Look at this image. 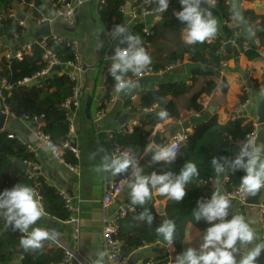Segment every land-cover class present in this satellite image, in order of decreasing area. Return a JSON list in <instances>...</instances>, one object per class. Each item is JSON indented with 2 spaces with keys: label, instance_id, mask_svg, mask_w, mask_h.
Wrapping results in <instances>:
<instances>
[{
  "label": "trees",
  "instance_id": "1",
  "mask_svg": "<svg viewBox=\"0 0 264 264\" xmlns=\"http://www.w3.org/2000/svg\"><path fill=\"white\" fill-rule=\"evenodd\" d=\"M25 11H30V5L34 3L40 6L39 0H23ZM213 4L218 11L223 23L222 35L216 39L198 42L193 45L186 44L182 39V29L186 22H181L175 15L182 10L180 0H170L169 8L161 13V20L152 28V34L145 33L143 22L135 23L127 34L138 36L142 41V46L151 57V62L145 68H151L157 75L165 74L170 66H177L184 62L186 58L194 65L190 76L175 82H162L157 88L143 89L139 94L137 107H132L133 111L140 114L139 125L134 128L132 134L122 135L112 132V143L118 144L134 156L139 164L145 161L147 153L145 147L151 141V136L157 125L163 124L167 120L180 121L181 101L188 96L186 110L189 113L203 115V97L210 96L218 87L214 81H209L199 90H195L196 85L202 77H213L220 72L222 62H239L241 56H245L249 61L260 59L264 53V14L258 15L251 10H241L243 19L248 23L250 30L254 31V39L258 44H254L252 39L243 37L242 28L229 26L234 14L230 5V0H207ZM127 0H104L99 8L100 17L107 31L115 28L116 25H125L130 21V14L125 13ZM0 8L8 10L11 8V0H0ZM137 13L143 10L156 11V1L137 0L135 4ZM37 18V13L34 19ZM3 37L7 41L23 37L25 29L16 20H6L0 25ZM235 40L230 54L222 52L224 42ZM123 37L116 43V47H126L127 42ZM69 39L54 40L48 38L47 49L52 51L58 60L63 64L75 62V57L70 50ZM244 43H249V48L243 47ZM115 50L113 51V54ZM45 50L38 44L32 45L29 55L25 54L22 60L16 58L6 60L0 59V82L6 81L9 90L2 89L4 101L2 106L8 110L9 114L15 118L28 116L38 118L42 121V132L49 137L50 145L53 149L62 153L65 162L71 166H76L78 159L74 153L63 148L67 140L69 130V111L63 105L72 97L77 83L72 81L66 72L50 71L46 76L36 78L46 68L47 64L43 60ZM138 75L128 72L125 79H136ZM25 80L31 82L25 83ZM31 83V84H30ZM116 81L111 73L105 81L106 102L110 98V93L115 88ZM222 93H227L229 86L225 80L219 85ZM166 100L164 107L159 105ZM248 101L247 92H242L239 96V104ZM157 105L154 116L151 118H141L139 109H149ZM167 110L168 118L160 120L157 113ZM193 131L188 134L187 140L183 143L176 159L171 163H154L153 171L158 174L165 172L179 173L180 169L187 161H192L197 165L199 175L186 186V195L180 202L170 200L167 196H154L147 200L144 205H134L131 199L127 204L134 208L119 220V232L117 238L123 242L122 255L130 256L139 248L159 242L160 235L156 232V227L164 220H172L176 229L174 234L175 250L171 256L162 254L153 259L152 264H175L177 255L181 254L185 240V231L189 224H192L204 234L209 226L207 220L202 218L195 221L193 210L198 207V201L203 194L199 183L202 180H218L221 174H217L211 164L213 157L221 158V162L234 159L237 154L228 152V148H235L242 144L247 135L253 130V126L245 124L243 119H231L225 125L218 122L217 116L208 120L203 119L193 126ZM12 134L4 129L0 130V192L11 189L17 184L32 187L40 196L46 215L61 222L68 221L71 213L66 209L60 192L49 185L46 180L30 171L31 162H36L35 156L30 153L27 146L17 137L9 138ZM23 166H27L25 170ZM224 176L228 178L225 184L227 192H231L240 185V180L245 175L243 169L232 171L227 165ZM131 174V168L125 173ZM165 201V218L158 214L156 202ZM148 209L154 219L149 224L145 219H140L141 213ZM22 234L19 229L7 224L6 218L0 216V264H62L65 253L60 248L51 246L47 239L42 242V246L36 249L25 250L20 245ZM149 262V261H147ZM257 264H264V250L258 257Z\"/></svg>",
  "mask_w": 264,
  "mask_h": 264
},
{
  "label": "crops",
  "instance_id": "2",
  "mask_svg": "<svg viewBox=\"0 0 264 264\" xmlns=\"http://www.w3.org/2000/svg\"><path fill=\"white\" fill-rule=\"evenodd\" d=\"M127 2L131 3L133 7L135 0H127ZM39 3L45 16L53 19V22L50 25L48 24L51 27L52 35L63 39L77 40L79 43L81 71H75V74L81 95L80 106L73 114V123L75 124L73 142L78 150L77 168L71 169L61 155H55L49 146L38 139L35 134L37 124L11 116L3 108L0 100V111L7 113L4 129L14 134L21 142L33 146L36 162L40 168L35 175L42 176L49 185L55 187L59 192L70 195L76 206H78L77 215L80 218V235L78 239L73 237L75 228L71 222H61L51 219L47 215L41 217L32 227H39L50 233L54 232L55 237L63 241L73 251L76 258H81L89 264H112L103 251V209L101 205L105 190L110 182V174L103 170L102 165L105 156L111 157L114 155L113 148L115 144L112 143V132L119 133L131 122L138 121L140 118V114L131 109L132 105H138L139 99L131 105V94L136 93L139 95L143 89L157 88L162 82H175L188 78L191 72H187V66L194 67V65L186 58L183 63L166 72L164 80H162L164 74H160L152 77L158 78L157 82L142 87L138 82H133L134 87L118 92L113 106L106 108L105 81L101 74L100 57L105 50L107 30L99 14L98 0H73L76 13V23L73 28L66 27L58 18H55L56 14L50 0H39ZM209 4L213 6L212 3ZM31 5L35 4L32 3ZM230 5L234 17L229 26L240 25L236 18V12L241 14V10H251L258 15L264 14V0H235L234 2L230 0ZM11 8L21 20H24L25 33L21 38L7 41L3 37L2 28H0V59L7 52H15L44 37L42 31L47 26L39 25L25 11L24 5L19 0H11ZM212 17L217 21V32L212 38L216 39L222 35L223 23L220 16L212 15ZM241 19L243 23L248 25L242 14ZM160 20L161 17L155 18L151 26L153 27ZM137 22L144 23V19L136 20L130 28ZM66 71L72 72V69L67 67ZM240 72L248 74L250 86ZM222 80H225L229 86L227 93H222L219 88ZM209 81H214L218 87L210 96L205 95L203 97V115L189 113L186 110L190 98L188 96L181 101L182 119L180 121L167 120L163 124L157 125L150 142L155 141L156 133H160L162 143L165 144L175 132L184 131L181 124L191 117H202V120H208L217 116L218 122L225 125L232 119L234 110L239 105V96L246 87L248 101L243 105L237 117L243 119L245 124L256 125V142L264 144V125L258 124L259 110L264 103V53L260 59L252 61H249L245 56H241L237 63L230 61L226 71H220L213 77L200 78L195 90L201 89ZM193 126L191 125L186 131L191 133ZM239 145L235 146L238 150L234 153L237 155L240 151ZM141 166L144 168L145 175H150L153 172V162L144 161ZM225 184V176L220 177L206 188L205 192L212 196L214 191H219L228 198ZM158 195L154 192L155 197ZM254 196L257 197L258 203H260L264 198V188ZM130 199V189L126 184L123 192L111 205L109 213H117ZM229 200V216L226 219L230 220L233 215L243 216L257 234V239L247 246L248 248L254 247L261 242L262 222L259 205H245V200L243 202ZM165 206V201H157L155 205L158 214L163 218H165ZM243 206L244 208H242ZM52 226H54L53 230L51 229ZM29 231H31V228ZM202 238L203 233L192 224H189L185 231L183 249L186 250L189 247L199 249ZM166 250L167 246L160 242L145 245L128 256V264H145L147 261H152L156 257L166 254ZM244 251L245 249H241V253ZM239 258L240 254H237V259L239 260Z\"/></svg>",
  "mask_w": 264,
  "mask_h": 264
},
{
  "label": "clouds",
  "instance_id": "3",
  "mask_svg": "<svg viewBox=\"0 0 264 264\" xmlns=\"http://www.w3.org/2000/svg\"><path fill=\"white\" fill-rule=\"evenodd\" d=\"M169 2L170 0H156V11L166 12ZM180 3L182 10L175 15L181 22H186V26L181 30L183 41L193 45L212 39L217 32V21L211 13L203 10L202 0H180ZM117 37H123V41L127 42L126 47L115 49L110 69L116 81L115 89L121 92L135 86L125 79V75L128 72L140 75L150 64L151 57L142 46L140 38L127 34L124 26H115L113 38ZM157 116L160 120H165L169 113L165 109L158 112ZM239 147L240 151L234 159L221 162V158L213 157L211 164L217 174L225 172V165L232 171L243 169L245 175L240 180L239 191L246 196H254L264 188V144H258L255 139L248 138ZM179 148V140L163 145L152 141L145 147V152L147 155L154 152L153 163H171L176 159ZM102 168L113 175L124 173L131 168L127 184L131 203L134 205H144L151 199L153 192L180 202L186 195V186L199 175L197 165L192 161H187L179 173L169 171L158 174L153 171L150 175H145L144 168L137 159L126 151L118 156H105ZM197 203L198 207L192 213L195 221L204 218L209 226L204 231L199 249L187 248L177 255L175 264H257L258 257L264 250V241L252 248L247 247L257 239V234L241 215H233L230 220L226 219L229 216L230 200L219 191H214L207 203L203 200ZM0 215L6 217L9 226H14V229L26 234L20 240V245L25 250L40 248L44 240L55 238L54 232L32 227L46 213L40 197L30 186L17 184L0 192ZM145 218L149 224L153 222L154 217L148 209L141 213L140 219ZM216 220L220 222L213 224L212 222ZM175 229L174 221L168 219L156 227V232L165 241L172 243ZM241 249L245 251L241 253ZM237 254H240L239 260Z\"/></svg>",
  "mask_w": 264,
  "mask_h": 264
},
{
  "label": "built area",
  "instance_id": "4",
  "mask_svg": "<svg viewBox=\"0 0 264 264\" xmlns=\"http://www.w3.org/2000/svg\"><path fill=\"white\" fill-rule=\"evenodd\" d=\"M19 1L21 2V4H23V5L25 4L23 0H19ZM152 1H156V0H147V2H149V3ZM205 1L208 2L207 0H205ZM50 2L52 5V8L56 14L55 18H58L66 27L73 28L75 26V23H76V13H75V6L73 3V0H50ZM136 2H137V0H135V3L131 9L130 21L128 23H126L125 25H123L127 29V31L130 29V26L133 22H135L136 20H139V19H144V17L149 15V14H157V17H161V13H159L157 11L143 10L141 12V14H138L137 9L135 8ZM103 3H104V0H98V9L101 7V5ZM28 13L33 17V19H34L35 14L37 13V18L34 20L39 25H42V26H45L48 24L50 25L53 22V19L45 16L41 6L30 5V11H28ZM6 20H16L19 23V25L22 26L24 29L26 27L24 20H21L19 18V16L17 15V13L12 8H10L8 10L0 8V25L2 23H4ZM151 28H152V26H146L145 25V30H144L145 33L152 34ZM113 31H114V29L106 31L105 50L100 57L101 74H102L104 81L107 80L108 75L110 74L111 65L113 63L112 56L114 55L113 51L115 50L116 43L122 38V37H117L114 39L113 38ZM250 34H251L250 39L253 40L254 44H258V40L254 39V31L253 30L252 31L250 30ZM51 37L54 40H59V41L63 39L61 37H57V36H53V35H51ZM48 38L49 37L44 36V37L40 38L39 40H37L36 42H34L45 50V55L43 57V60L47 64V68L41 74H39L36 78L46 76L57 65H59V66L65 65L66 68L70 67L72 69V72H70V71H64V72H66L68 74V76L70 77V79L72 81L77 83V77H76L75 71H77V72L81 71L78 41L77 40H70V42L68 43L70 50L74 54L75 62L63 64L58 60V58L56 57V55L52 51L47 49ZM34 43L28 44V45L24 46L23 48L15 51V52H7L4 55V58L6 60H10L13 58H16L18 60H22V58L24 57L25 54L29 55L31 53L32 45ZM227 44H230L231 46H233V45H235V40L224 42L222 44V52L223 53L225 52V47ZM243 47L245 49H248L249 43H244ZM228 64H229V62H222L220 71H226L228 69ZM173 68H174V66H170L167 68V71H170ZM155 76H157V74H155L153 72V70L148 67V68H144L142 73L140 75H138L136 79H127V80L133 83V82H137V80L139 78H152ZM250 76H251V74H250ZM28 82H31V81L25 80V83H28ZM3 88L6 90H9V88L6 87V81L0 82V100H1V102L4 101V96L2 93ZM105 90H106V87H105ZM80 91H81L80 88L77 86L73 92L72 97L63 105V107L69 111V121H70L67 140L64 142L63 148L74 153L76 157L78 156V150H77V147L75 146V144L73 142V138H74V134H75V124L73 123V114L80 106V95H81ZM244 91L245 92L247 91L246 87H244L243 92ZM117 94H118V92L114 88L113 91L110 93L109 100L106 102V108L113 106ZM138 99H139L138 94H136V93L131 94L130 95L131 105L133 102L138 101ZM243 105L244 104H239L236 107V109L234 110V113L232 115L233 120L238 118L237 116L240 113L241 109L243 108ZM135 106L137 107V105H132L131 109H132V107H135ZM157 108H158V106L154 105L149 109H139V111L141 114L145 115V114L153 113L154 111L157 110ZM6 112L9 113L7 109H6ZM20 119L24 120V121H30V122L37 124V126H36L37 129H36L35 134L38 137V139L41 142L45 143L47 146H49L53 150V153L55 155H57V156L61 155L62 156V153L60 151L55 150L51 147L50 142H49V137L42 132L43 124H42L41 120H39L36 117L31 119L28 116L22 117ZM138 124H139L138 121L135 120V121L131 122L128 126L124 127L119 133L122 135L132 134L134 131V128L137 127ZM255 127H256V125L253 126L252 132L247 135V139L252 138V139L257 140V132H256ZM188 134H189V132H187V131H177L169 138V140H167V142L165 144L179 140V142H180L179 151H180L183 143L188 138ZM9 138H14V135L10 134ZM111 138H112V135H111ZM179 138H183V139L180 140ZM24 144L27 146L28 151L35 156V150H34L33 146L28 144V143H24ZM125 151L128 152L127 150L123 149V147H121L120 145H118V144L114 145V148H113L114 155L118 156V155H120L121 152H125ZM179 151H178V153H179ZM28 165L30 166V170H31L30 172L32 174L39 172L40 168L37 165V163L31 162ZM70 168L76 169L77 167L70 165ZM108 173L110 174V182H109L108 187L105 190L104 196H103L102 201H101V205H102V209H103V220H102L103 251H104V254H106L108 260L112 264H128L129 257L122 255L123 242L117 238V235H118V232L120 229L119 220L121 218H123L128 212L134 211V208L131 205L126 204L117 213H109V209H110L111 205L114 203V201L116 200V198H118L120 196V194L123 192V189L126 186L127 180L130 178V175L126 176L124 174L125 172L119 173L116 175H113L110 171ZM227 182H228V178L225 177V183H227ZM213 183H214V180H202V181H200L199 185H200L201 189L203 190V194L200 196L199 201L203 200V202H205V203L208 202V200L211 198V196H209V194H207L205 192V189L208 188L209 186H211ZM60 195L64 201L66 209L69 210V212L71 213V216H70L68 221L71 222L75 228L74 233H73V237H74V239H78L79 235H80V218L77 215L78 206H76V204L73 201V198L70 195H68L67 193L60 192ZM227 196L229 199L234 200V201H239V202H243L246 198V195L239 191V186L234 188L231 192H227ZM259 212H260V218H261V222H262V227H261V242H262V241H264V198L259 203ZM0 216L4 217L3 215H0ZM219 222H220L219 220H216V221H213L212 223L215 224V223H219ZM207 224H208V221H207ZM22 234H24V233H22ZM24 235H26V234H24ZM48 240L51 242L52 247L60 248V249L64 250L65 258H64L62 264H89L88 262H86L85 260H83L81 258H76L73 254V251L63 241L59 240L58 238L55 237L54 239H48ZM166 246H167L166 254L171 256L175 250L174 243L173 242L172 243L167 242ZM145 264H152V262L149 261Z\"/></svg>",
  "mask_w": 264,
  "mask_h": 264
},
{
  "label": "water",
  "instance_id": "5",
  "mask_svg": "<svg viewBox=\"0 0 264 264\" xmlns=\"http://www.w3.org/2000/svg\"><path fill=\"white\" fill-rule=\"evenodd\" d=\"M234 1L235 0H233V2ZM202 8H203V10H205L206 12L211 13L212 15L219 16L218 11L213 6H211L208 2H206L205 0H202ZM131 9H132L131 3L127 2L126 6H125V13L130 14L131 13ZM156 17H157V14H149V15L145 16L144 17L145 25L146 26H151L152 25V21ZM236 18H237V21H238V23H240V26L242 28L243 37L250 39L251 38L250 28H249V26L246 23L242 22L240 12H236ZM51 35H52L51 27L49 25H47L42 31V36L51 37ZM225 52L228 53V54H230L232 52V46L230 44L226 45ZM193 68L194 67H192V66H187V72L190 73ZM64 71H66V66L65 65H60V66L57 65V66H55L52 69V72H64ZM240 74H242L244 80L247 81L248 85L250 86V82H248V74L247 73H243V72H240ZM165 76H166V74H164L162 76V80L165 79ZM157 81H158V78H139L137 80L138 84L141 87L145 86L147 84L155 83ZM165 104H166V100L163 101L159 106L162 108V107L165 106ZM153 116H154V113H149V114L141 115V118H151ZM6 119H7V113H4V112L0 111V130L4 129ZM201 121H202V117H191V118H188L187 120H185L181 124V126H182V129L184 131H186L187 129L190 128L191 125H195V124H197V123H199ZM258 124L264 125V103L261 105L260 110H259V121H258ZM155 143H157L159 145H163L160 133H156V135H155ZM237 150H238L237 148H228L227 149L228 152H231V151L237 152ZM153 154H154V152L150 153L149 155H147L145 157V161L148 162V163H152V155ZM23 168L26 170L27 166H23ZM220 177L223 178L224 174H221ZM245 205H252V206L253 205L254 206L259 205L257 197L256 196H252V195L248 196L247 199L245 200ZM242 208H244V206ZM53 225H55V224H53ZM51 229L53 230L54 226H52ZM159 242L161 244H163V245H167V241H165L161 236H160Z\"/></svg>",
  "mask_w": 264,
  "mask_h": 264
}]
</instances>
